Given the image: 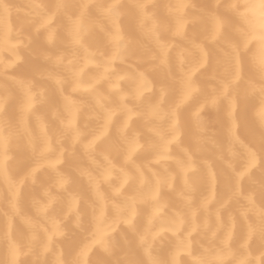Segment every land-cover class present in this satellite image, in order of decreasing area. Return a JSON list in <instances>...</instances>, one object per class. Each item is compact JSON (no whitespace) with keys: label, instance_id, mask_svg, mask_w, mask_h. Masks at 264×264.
Wrapping results in <instances>:
<instances>
[{"label":"snow or ice","instance_id":"6c2138e0","mask_svg":"<svg viewBox=\"0 0 264 264\" xmlns=\"http://www.w3.org/2000/svg\"><path fill=\"white\" fill-rule=\"evenodd\" d=\"M10 7L0 0L5 13ZM194 7L170 3L160 16L147 0H54L32 6L26 37L0 16V52L27 48L41 35L71 49L44 53L53 67L35 75L9 74L19 55L0 58V74L15 87L0 94V264H29L24 258L37 251L53 254L51 264H98L94 249L110 253L118 231L129 245L123 264H264V0H204L190 15ZM125 16L154 41L158 80L148 71L115 74L128 51ZM101 21L112 51L98 62L88 40L95 28L105 30ZM169 34L189 47L164 39ZM61 66L68 77L55 70ZM207 72L216 81L210 91L199 79ZM86 109L94 124L80 123ZM221 109L228 144L217 168L197 155L207 142V113ZM137 121L150 133L144 142ZM190 130L191 150L184 146ZM257 169L259 203L245 189ZM167 233L170 247L161 253L154 243Z\"/></svg>","mask_w":264,"mask_h":264},{"label":"bare ground","instance_id":"6f19581e","mask_svg":"<svg viewBox=\"0 0 264 264\" xmlns=\"http://www.w3.org/2000/svg\"><path fill=\"white\" fill-rule=\"evenodd\" d=\"M4 3L11 5L8 12L5 13L2 8H0V16H6L9 25L13 29V34L19 31L25 37L29 35L30 29L28 28V20L29 13L32 11V6L35 4H51L54 0H3ZM69 2L80 3V2H88V3H106L111 2V0H69ZM120 2L124 5H132L138 2V0H120ZM147 2L152 3L157 6L156 11L158 15L163 16L166 9L164 5L170 3L184 2L189 5H195L194 8H189L187 11L189 14H196L199 11L200 5L204 2V0H147ZM221 3L233 2V0H220ZM239 2H244V0H239ZM130 12L134 11L129 9ZM95 16V13L93 12ZM104 24L105 30L102 31L100 28H95L93 32L89 36L88 44L90 51L96 54V60L99 62L103 59L101 53L104 55H109L112 51V44L107 35V31H110V27L104 21H101ZM121 34L124 37V42L128 46V51L125 54L123 61L117 60L114 63L115 74L119 76H125L128 73H132L134 71H148L150 79L158 80V73L163 72V69H158L153 72L151 69L153 65L150 63V57L157 51L154 41L151 37L145 35L137 26L136 20L129 16H125L121 18L120 21ZM191 31V30H189ZM164 39L168 40L171 43H174L178 47H189L188 41H181L179 38L173 39L171 35H167ZM15 43V41H13ZM222 47V45H221ZM60 51H65L70 54L71 49L67 47V43L65 42L63 45L57 44L56 46H49L41 35L39 38L34 37V41L32 45L25 48L23 46L18 47L15 51L12 50H4L0 52V58H2L5 62L11 61L15 59L16 55L21 57V62H18V67L15 73L9 74H33L35 75L38 72H42L48 69H51L53 66L50 61L45 60L44 53L50 52L53 55L58 54ZM175 51V49H174ZM80 55H83L81 52ZM67 60L65 61V64ZM61 75L68 77L69 70L61 66L58 69H55ZM95 73V69L86 70L84 79L87 80L91 75ZM211 73L207 72L203 75V77L199 78L202 87L206 91H210L212 87L216 86V81L210 78ZM6 91L15 92L14 84L8 77L4 74H0V94L5 93ZM79 98V97H77ZM91 112L89 110H85L81 116L80 123L83 124L85 122H90L94 124V121H90ZM208 119L210 121L208 131L206 134L207 142L204 146V150L197 155V160H207L211 162L215 167L219 168L220 162L217 160V155L221 149H225L228 144L227 137V124L224 116V111L221 109L219 112L211 111L207 113ZM134 127L140 129L143 134V139L147 140L150 138V133L148 132L147 127L145 126L143 121H137ZM242 131V135L245 139H248L249 133ZM252 132L256 135L259 134L258 126L253 125ZM192 135V131L190 130L186 133L184 137V146L188 147L190 150L193 145L191 143L190 137ZM215 141V143H212ZM79 148H77V152L79 153ZM173 154H177V150L173 147ZM17 159H20L23 156V153H16ZM85 163L87 161L85 160ZM158 170H163L161 165H154ZM259 180H260V171L257 169L253 173V181L255 183L249 184L248 181H245V189L256 191L257 203H259ZM179 184H177V192L179 191ZM6 190L2 185H0V196H3ZM177 192H173L170 194L173 202H177ZM39 195V191L36 193ZM206 191L201 189V191L197 194V202L202 195H205ZM4 207V203L0 200V208ZM216 205H211L209 212H213ZM86 211H90V209H86ZM203 213L201 214V220L203 219ZM129 241H131L132 246L135 244V240L130 235L127 237ZM171 234H163L162 238H158L154 243V248L161 253L169 250ZM60 247L59 245L57 246ZM129 245L125 242V237L121 234V232H117L115 234V244L111 250V252H105L101 248L94 249L91 258L94 261H97L98 264H123V260L125 259V253L128 250ZM53 254L40 255L39 251L36 252L34 256H28L24 259L30 262L33 259L37 260V264H51L54 260Z\"/></svg>","mask_w":264,"mask_h":264}]
</instances>
